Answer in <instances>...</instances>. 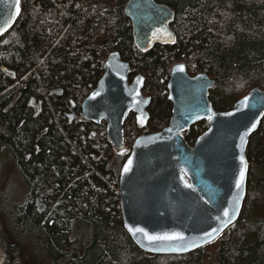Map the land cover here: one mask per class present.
Returning a JSON list of instances; mask_svg holds the SVG:
<instances>
[{
  "label": "trees",
  "instance_id": "16d2710c",
  "mask_svg": "<svg viewBox=\"0 0 264 264\" xmlns=\"http://www.w3.org/2000/svg\"><path fill=\"white\" fill-rule=\"evenodd\" d=\"M128 1L20 0L15 24L0 37V151L26 190L16 220L45 235L53 258L73 237L66 264H201V248L150 255L133 244L122 225L118 171L135 138L167 127L166 77L176 64L189 76H210L216 112L231 110L248 88L264 90V0H159L173 11L172 39L146 49L134 39ZM110 54L129 65V82L142 78L141 93L150 98L147 123L126 117L119 150L107 143L103 122L80 113ZM206 128L199 121L183 138L191 145ZM245 154L242 207L221 234L213 264H264V218L252 216L264 207V116Z\"/></svg>",
  "mask_w": 264,
  "mask_h": 264
},
{
  "label": "water",
  "instance_id": "95a60500",
  "mask_svg": "<svg viewBox=\"0 0 264 264\" xmlns=\"http://www.w3.org/2000/svg\"><path fill=\"white\" fill-rule=\"evenodd\" d=\"M133 1L141 6L137 5L134 13L142 16L140 9L144 8L146 0H131L128 6ZM126 14L129 15L128 11ZM18 16L16 0H0V27L11 24L4 34L12 29ZM150 16L152 18H145V21L129 17L134 39L144 49L163 38L160 19L152 10ZM179 66L181 64L172 67L166 77L167 100L171 103L167 127L135 138L118 171L117 191L123 229L135 246L150 255L190 253L213 242L235 223L245 196L248 163L244 195L236 219L211 242L186 252H155L150 250L143 234L134 237L128 231L130 227H140L150 235L182 233L199 243L204 232L219 227L217 217L222 218L223 209L228 207L237 191L235 181L241 167L240 157L247 162L245 150L249 136L258 129L264 116L263 90L252 88L231 110L216 112L208 99L213 86L210 76L205 73L189 76L185 69L181 72ZM129 69L118 54L108 55L100 78L80 104L82 118L93 124H105V139L116 150L123 146V125L129 113L134 115L137 124L148 121L150 98L141 93V77L128 81ZM94 93L99 95L94 97ZM202 120L207 122L206 130L189 145L182 132ZM252 124L256 127L248 132ZM241 136H244L243 141ZM129 160L132 161L130 170L125 173L124 167ZM172 243L176 242L157 241L155 246Z\"/></svg>",
  "mask_w": 264,
  "mask_h": 264
},
{
  "label": "flooded vegetation",
  "instance_id": "af4514ba",
  "mask_svg": "<svg viewBox=\"0 0 264 264\" xmlns=\"http://www.w3.org/2000/svg\"><path fill=\"white\" fill-rule=\"evenodd\" d=\"M131 0L128 1V3L125 6V12L128 11L127 16H132V18H144L143 21L146 19L152 18L150 16L151 10L155 12L156 17L160 19L162 25V36L163 38L152 43L151 45H146V48L154 45L159 44L161 42H165L166 40H171L172 35L169 36L168 33L172 34V30L170 29L171 25V18H174L172 15H169L168 12H173L171 7L167 4L163 3L159 0H146L143 2L144 8L140 9V12L143 14L142 16H137L134 12L138 8H136L137 5L140 6V3H135L136 1H133L132 5L128 4ZM141 7V6H140ZM146 18V19H145ZM25 194H26V190ZM23 203L16 204L17 206H22ZM7 225H10L7 223ZM1 226V225H0ZM12 227V226H11ZM8 227L5 228L3 225L0 228V232H2V235L4 232L6 233L7 230L12 231L13 233V241L10 245H5L7 241L0 242V252L2 254V257L5 261V264H28V261L30 258L31 262L33 264V259L35 260L36 264H66L67 261V254L69 253L72 246L68 247V244H74L76 240L73 237H70L69 234L66 238V244L65 248L63 250V255L57 258H53L45 249L46 244V237L40 230H36L32 225H23L20 222H17L13 225V228ZM11 234V233H10ZM80 241V239H79ZM80 243H77V251L80 255L83 254V247H80ZM25 251L27 253H30V256H26ZM4 254L5 258H4ZM59 259V260H58ZM2 264V262H0Z\"/></svg>",
  "mask_w": 264,
  "mask_h": 264
},
{
  "label": "rangeland",
  "instance_id": "374dc122",
  "mask_svg": "<svg viewBox=\"0 0 264 264\" xmlns=\"http://www.w3.org/2000/svg\"><path fill=\"white\" fill-rule=\"evenodd\" d=\"M170 67H172V65ZM254 88H258V87H254ZM249 90H251V88H248L243 94V96ZM24 190H25L24 185L20 179V176L17 172V169L15 167V164L11 156L5 149L1 150L0 151V225L1 226L3 225V227L5 228L12 226L11 228H13V225L18 222L16 220L17 217L14 211L16 208L15 207L16 204L23 203V200L25 198ZM252 216L254 218L263 219L264 207L262 209L253 210ZM7 223H9L10 225H7ZM80 234L82 235V233ZM83 234H84L83 236L81 235L80 236L83 237L84 240L86 241L89 240V237L87 236L86 232ZM12 236H13L12 231L8 232L7 230V232L6 233L4 232L3 235L2 232H0V242L7 241L5 245L12 244V242H14ZM224 238L226 237L219 236L216 240L201 248V264H213L217 262V251L220 246L221 240H224ZM25 254L27 257L30 256V253H27L26 251ZM5 255L6 254H4V258ZM28 259H29L28 264H32L31 259L30 258ZM32 261L33 264H36L34 259ZM0 262H2V264H5L1 252H0Z\"/></svg>",
  "mask_w": 264,
  "mask_h": 264
},
{
  "label": "snow or ice",
  "instance_id": "6c2138e0",
  "mask_svg": "<svg viewBox=\"0 0 264 264\" xmlns=\"http://www.w3.org/2000/svg\"><path fill=\"white\" fill-rule=\"evenodd\" d=\"M77 7H79V5H77ZM20 10V0H16V15H19ZM9 27H11V24H8L6 27H0V35H3ZM168 35L171 36V33H168ZM5 43H7V41H5ZM179 70L181 72L184 70L182 65L179 66ZM98 95L99 93H94V97ZM247 99L248 98L245 97V101H247ZM226 115H232V113H226ZM255 127L256 124H252L251 128L248 129V132H251ZM168 131H171V129H168ZM241 140H244V136H241ZM131 163L132 161L129 160L128 165L124 167L125 173L130 170L129 165H131ZM240 164L241 167L239 169L238 178L235 181V188L237 191L233 194L232 199L228 202V207H225L223 209L222 218L219 216L217 217V220H219L220 222L219 227H214L210 231L204 232L203 236L199 238V243H197V240L187 239L182 233H164L150 235L143 228L140 227H130L128 228V231L132 233L134 237L138 233L143 234V236L149 242L150 250L155 252H186L190 248H196L200 246V244H206L211 242L213 239L216 238L217 235L220 234V232L223 231L224 228H227L230 224L233 223V221L236 219L237 213L240 210V201L244 195L243 185L247 171V162L244 160L243 156L240 157ZM186 187H191V185H186ZM157 241H170L176 243L168 244L163 247H156L155 242Z\"/></svg>",
  "mask_w": 264,
  "mask_h": 264
}]
</instances>
